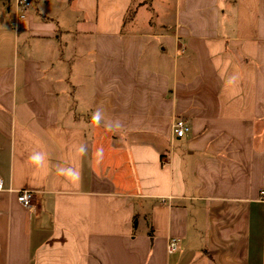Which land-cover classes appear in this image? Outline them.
Returning <instances> with one entry per match:
<instances>
[{
	"label": "crops",
	"instance_id": "1",
	"mask_svg": "<svg viewBox=\"0 0 264 264\" xmlns=\"http://www.w3.org/2000/svg\"><path fill=\"white\" fill-rule=\"evenodd\" d=\"M166 1L0 0V264H264V0Z\"/></svg>",
	"mask_w": 264,
	"mask_h": 264
},
{
	"label": "built area",
	"instance_id": "2",
	"mask_svg": "<svg viewBox=\"0 0 264 264\" xmlns=\"http://www.w3.org/2000/svg\"><path fill=\"white\" fill-rule=\"evenodd\" d=\"M17 5V11L15 14V18L12 22V27L17 29L20 22L23 21L27 14L28 10L31 6L30 0H16ZM173 135L175 138H184L187 133L190 131V127L187 122H184L183 120H175L172 126ZM5 183L2 177H0V192H5ZM262 196L264 197V192L262 193ZM34 200V193L29 190H23L18 195V202L22 204L26 208H31L32 203ZM168 245V252L174 253L177 251L179 242L177 239H172L169 242Z\"/></svg>",
	"mask_w": 264,
	"mask_h": 264
},
{
	"label": "clouds",
	"instance_id": "3",
	"mask_svg": "<svg viewBox=\"0 0 264 264\" xmlns=\"http://www.w3.org/2000/svg\"><path fill=\"white\" fill-rule=\"evenodd\" d=\"M96 118H97V116L94 115V119H96ZM30 159L32 160L33 163L38 164V163H39V159H40V157H39L38 154H34V155H32V156L30 157Z\"/></svg>",
	"mask_w": 264,
	"mask_h": 264
},
{
	"label": "rangeland",
	"instance_id": "4",
	"mask_svg": "<svg viewBox=\"0 0 264 264\" xmlns=\"http://www.w3.org/2000/svg\"><path fill=\"white\" fill-rule=\"evenodd\" d=\"M170 4H171V0H167L166 3H165V7L166 8H169L170 7ZM153 5L155 6L156 5V1L153 3ZM156 7V6H155ZM166 16L167 17L168 15H170L171 13L167 10L166 12Z\"/></svg>",
	"mask_w": 264,
	"mask_h": 264
}]
</instances>
